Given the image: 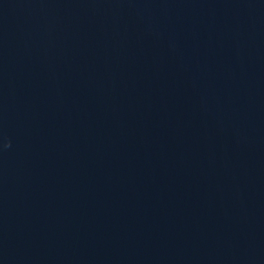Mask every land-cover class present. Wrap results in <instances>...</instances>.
Masks as SVG:
<instances>
[{
  "label": "water",
  "instance_id": "1",
  "mask_svg": "<svg viewBox=\"0 0 264 264\" xmlns=\"http://www.w3.org/2000/svg\"><path fill=\"white\" fill-rule=\"evenodd\" d=\"M0 264H264V0H0Z\"/></svg>",
  "mask_w": 264,
  "mask_h": 264
}]
</instances>
